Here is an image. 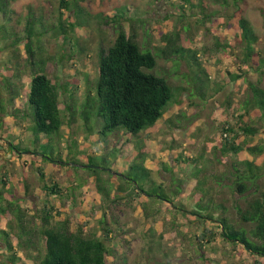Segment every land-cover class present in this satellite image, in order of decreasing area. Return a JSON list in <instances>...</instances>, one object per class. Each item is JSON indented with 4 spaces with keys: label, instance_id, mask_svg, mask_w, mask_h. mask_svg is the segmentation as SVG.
I'll use <instances>...</instances> for the list:
<instances>
[{
    "label": "rangeland",
    "instance_id": "1",
    "mask_svg": "<svg viewBox=\"0 0 264 264\" xmlns=\"http://www.w3.org/2000/svg\"><path fill=\"white\" fill-rule=\"evenodd\" d=\"M67 1L68 6L61 0H12L10 3L12 16L6 22L5 33H0L3 35L0 36V81L8 68L13 67L14 55L17 56L15 61L26 75L22 77L20 96L14 102L24 110L28 68L23 42L27 36L26 20L32 15L34 31L37 30L35 37L39 41L36 42L35 37L33 40L40 46V51H36L44 61L43 72L58 88L64 124L52 135H34L29 130L26 115L19 114L17 119L3 116L0 190L7 198H17L27 214H34L37 224L35 214L45 200L56 208L54 221L67 219L72 230L82 228L87 234L103 235L98 220L104 215L112 229L111 264H206L197 255L193 237L199 233L197 227L202 228L203 222L199 215L191 212L192 208L196 206L197 210L210 205L213 217L221 216L224 210L235 227L247 229L249 223L238 219L234 204L238 202L237 205L243 207L250 195L242 196L233 191L232 165L247 158L255 160L256 170L264 172V150L252 155L244 147L237 155H232L219 147L224 136L222 127L225 123L235 126L236 115L243 111L244 100L250 96L249 83L264 88V71L255 69L254 56L253 61L251 58L243 61L237 45L217 47L215 42L220 35L224 42L234 43V29L230 27L234 18L227 16L238 6L258 35L254 48L264 55V1L237 0L235 6V0H229L223 7L220 4L223 0H203L209 6L207 12L217 11L203 20L199 7L185 4L183 0ZM72 1L79 5L82 14L77 16L83 22L80 25H75L76 9ZM118 20L127 32L135 31L140 44L154 48L162 45L161 34L179 30L180 45L196 51L199 61L194 63L186 52L169 60L156 56L154 71L171 84L172 97L156 124L136 136L123 130L99 133L95 117H91L88 126L80 117L86 91L92 90L96 79L99 49H106L113 42ZM4 21L0 14V25ZM70 23L74 24L73 29ZM236 74L240 77L233 78ZM68 106L73 108L72 117ZM247 120L259 130L254 135L242 136L241 140L246 145H260L264 149V121L252 114ZM8 139L30 150L34 147L41 150L46 145L47 154L44 158L26 153L18 157L10 150ZM76 151L78 155L73 156ZM89 155L95 164L88 165L114 172L127 170L132 162L141 161L153 183L142 178L140 187L148 191L152 187L157 191L153 192L155 194L165 191L168 202L144 194L133 200L125 194H119L122 198H114V201L105 199L95 189L93 178L84 167ZM72 157L76 162L70 160ZM37 167L45 171V183L50 185L57 181L63 192L72 188L74 198H69L72 196L69 192L64 197L47 195ZM82 179H86L83 187L74 184ZM261 185L264 186V176ZM6 221L1 219L0 228H6ZM10 240L16 256L20 257L15 264H32L33 260L26 258V251L15 245L14 235ZM35 242L38 248H43L40 237L37 236ZM212 244L214 250H210L207 243L204 246L210 259L207 264H255L258 259L239 244L221 239ZM11 252L0 237V264H10Z\"/></svg>",
    "mask_w": 264,
    "mask_h": 264
},
{
    "label": "trees",
    "instance_id": "2",
    "mask_svg": "<svg viewBox=\"0 0 264 264\" xmlns=\"http://www.w3.org/2000/svg\"><path fill=\"white\" fill-rule=\"evenodd\" d=\"M11 1L0 0V14L5 18V21L0 25V33H5L6 22L11 19L13 13L10 8ZM61 1L64 6H68L67 0ZM198 1L197 4H194L190 0H183L185 4L199 7L202 20L217 12L216 10L207 12L209 6L203 0ZM72 3L76 9L75 25H80L83 22L77 18L78 15H82L79 5L75 1H72ZM234 3L237 6V0ZM220 4L223 7L227 6L229 0H223ZM181 9H183V6H181ZM227 17L234 18L230 27L234 29L233 41L235 44L224 42L219 35L216 38L215 45L225 48L237 45L238 54L244 59L243 61L247 62L249 58L253 61L254 56L256 58L253 62L255 69L264 71V55L262 51L254 48L259 38L251 22L242 15L238 6ZM33 21L32 15L26 20L25 31L27 36L23 42L26 54L25 61L28 68L25 108L23 110L16 107V102H14L20 96L19 90L23 85L22 77L26 75L18 66V61H15L17 56L14 55L15 65L12 64L13 67L8 68L7 73L2 76L0 81V126L4 123L3 116L5 115H11L15 119L18 118L19 114L26 115L30 121L29 130L31 133L47 136L58 132L64 124V120L59 108L58 88L43 72L42 65L44 61L39 55L40 46L34 43L33 40L37 33V30L34 31ZM73 25V23H70L71 29H73ZM62 28L60 26V29ZM180 36V31L177 29L165 32L160 36L161 46L155 48L144 46L137 41L135 31L127 32L121 25V21L118 20L113 42L106 49H99L94 86L92 90L87 89L85 101L80 110V117L84 120V124L88 126L89 120L93 116L96 119V125H99V133L123 130L131 136H136L141 130L154 126L156 121L162 117L165 106L172 97L171 84L165 76L158 75L154 71L157 65L156 56L169 60L177 54L183 53L184 55V52H186V56L190 57V60L194 63L199 62L196 51L182 44L180 45ZM64 38L66 37L64 36ZM35 39L36 42L39 41L36 37ZM16 41L20 42L17 38ZM37 49L39 51H36ZM232 77L238 78L240 75L236 74ZM248 88L250 96H247V99L244 100L243 111L236 115L235 126L225 123L222 127L224 136L219 141V147L224 153L237 155L244 147L252 155L260 154L264 150L260 145H246L245 141L241 140L242 136L254 135L259 130L247 120L249 114L264 121V88L251 82ZM68 108L72 117L73 108L70 106ZM20 142L21 140L18 143ZM9 145L10 150L18 157L22 156V153H26L27 156L40 155L44 158L48 149L46 145H43L41 150H38L37 147L30 150L27 146L15 145L11 142H9ZM77 155L78 151L74 152L73 156ZM50 158L53 160L52 157ZM72 158L71 161L74 160ZM93 160V157L89 155V159L83 164L88 169L86 170L87 174L93 178L95 189L105 199L114 201V198H122V195L119 194H125L130 200H133L144 194L168 202L165 191L162 192V190L161 193L155 194L153 192L157 191L152 190V187L150 191L140 187L139 183L142 178L148 179L151 184L153 183L151 177H149V170L143 166L141 161L132 162L127 170L114 172L113 170L90 167L88 164H95ZM255 163V160L245 158L232 165L233 191L242 194V196H245L246 193L250 195V199L245 200L243 207L237 205L238 202H236L234 204L235 210L238 219L246 224L249 223L251 228H249V224L247 229L235 227L234 223L225 215L223 209L221 216L213 217L210 213V205L197 210H195V206L191 210L192 213L199 215L198 217L203 222V227H197L199 233L193 234V237L198 252L197 255L206 264L210 262V259L204 246L207 243L211 247L210 250H214L212 243L216 239L234 245L239 244L248 253L258 256L255 264H264V186L261 185L264 172L256 170ZM37 168L39 177L43 181L46 175L45 171L40 167ZM103 174L106 177H103ZM85 183L86 179H82L81 182L74 184L83 187ZM42 187L47 195H61L64 197L69 192L72 193L69 198H74L72 188H67L63 192L57 181L52 182L50 185L43 181ZM27 188L26 185L25 189ZM112 191L113 198H111ZM209 200H211V197ZM55 210L54 204L49 200H45L42 207L35 214L34 219H38L37 224L33 220L34 214H27L25 209L20 206L17 198H7L0 190V221L1 219H7L6 228H0V237L6 248L12 251L9 256L10 264H15L16 261L19 262L20 260V257L16 256L14 245L10 240L11 235L16 238L15 245L17 248L25 250L26 258L33 260L32 264L112 263L109 262V257L112 256V247L110 246L112 229L107 225L104 215L98 220V225L103 233L100 236L96 232L84 233L82 228L72 230L67 219L54 221ZM197 221L200 222V220ZM207 221L210 222V225L206 224ZM113 222L116 224L115 221ZM37 236L43 240L42 249L38 248L35 242ZM31 251L36 252L34 254ZM20 264L24 263L20 262Z\"/></svg>",
    "mask_w": 264,
    "mask_h": 264
},
{
    "label": "water",
    "instance_id": "3",
    "mask_svg": "<svg viewBox=\"0 0 264 264\" xmlns=\"http://www.w3.org/2000/svg\"><path fill=\"white\" fill-rule=\"evenodd\" d=\"M264 1V0H263ZM90 167L99 168V166L89 165Z\"/></svg>",
    "mask_w": 264,
    "mask_h": 264
}]
</instances>
